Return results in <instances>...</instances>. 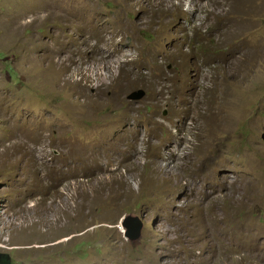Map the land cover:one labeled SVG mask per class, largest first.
<instances>
[{"label":"rangeland","instance_id":"1","mask_svg":"<svg viewBox=\"0 0 264 264\" xmlns=\"http://www.w3.org/2000/svg\"><path fill=\"white\" fill-rule=\"evenodd\" d=\"M0 253L264 264V0H0Z\"/></svg>","mask_w":264,"mask_h":264},{"label":"water","instance_id":"2","mask_svg":"<svg viewBox=\"0 0 264 264\" xmlns=\"http://www.w3.org/2000/svg\"><path fill=\"white\" fill-rule=\"evenodd\" d=\"M144 95L145 91L139 89L133 92L129 98L132 100H136L143 98ZM121 226L124 228V236L127 238V241H129L131 245L136 246L141 239V234L144 227L142 219L138 218V216H135V214L131 213L125 215L121 219ZM2 255L4 254L0 253V258L2 257Z\"/></svg>","mask_w":264,"mask_h":264},{"label":"flooded vegetation","instance_id":"3","mask_svg":"<svg viewBox=\"0 0 264 264\" xmlns=\"http://www.w3.org/2000/svg\"><path fill=\"white\" fill-rule=\"evenodd\" d=\"M0 264H12L10 256L6 254L2 255L0 258Z\"/></svg>","mask_w":264,"mask_h":264},{"label":"bare ground","instance_id":"4","mask_svg":"<svg viewBox=\"0 0 264 264\" xmlns=\"http://www.w3.org/2000/svg\"><path fill=\"white\" fill-rule=\"evenodd\" d=\"M124 229V228H123Z\"/></svg>","mask_w":264,"mask_h":264}]
</instances>
